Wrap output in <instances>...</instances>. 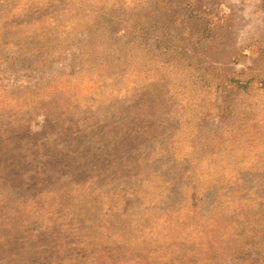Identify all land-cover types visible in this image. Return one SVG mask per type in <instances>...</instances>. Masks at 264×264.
Masks as SVG:
<instances>
[{"label":"rangeland","instance_id":"374dc122","mask_svg":"<svg viewBox=\"0 0 264 264\" xmlns=\"http://www.w3.org/2000/svg\"><path fill=\"white\" fill-rule=\"evenodd\" d=\"M0 264H264V0H0Z\"/></svg>","mask_w":264,"mask_h":264}]
</instances>
